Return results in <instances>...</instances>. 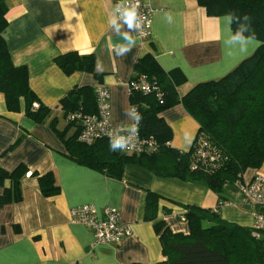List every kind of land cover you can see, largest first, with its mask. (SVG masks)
Listing matches in <instances>:
<instances>
[{
	"label": "crops",
	"instance_id": "crops-1",
	"mask_svg": "<svg viewBox=\"0 0 264 264\" xmlns=\"http://www.w3.org/2000/svg\"><path fill=\"white\" fill-rule=\"evenodd\" d=\"M142 1L152 9L150 35L141 39L133 32L135 47L119 56L113 46L121 38L108 24L113 0H6L2 36L10 59L26 67L30 88L51 110L44 122H37L24 113L22 99L18 111H9L0 92V167L11 171L21 164L27 169L20 181L21 200L0 206V264H167L154 223L188 233L184 205L218 206V195L205 185L156 175L142 164H125L121 178L80 165L66 156L57 134L67 124L58 102L75 86H106L111 124L129 127L132 121L124 115L130 107L128 80L146 54L164 71L176 70L184 77L177 87L183 95L199 82L222 77L260 44L245 37L251 43L226 44L232 34L226 15L208 16L196 0ZM69 51L92 53L100 80L84 71L64 73L54 58ZM158 115L171 129L170 147L189 150L199 125L182 104ZM53 118L56 130L49 124ZM74 130L71 126L67 136ZM46 172L53 173L59 187L50 196L38 187V176ZM256 172L264 175V161L257 169L248 168L243 179ZM8 185L5 181L0 186V195ZM147 191L160 196L152 221L144 218ZM224 199L219 217L251 227L253 216L240 206L239 194L228 191ZM83 204L98 211L115 208L120 222L131 228L130 235L117 245L93 243L92 232L69 217L72 207Z\"/></svg>",
	"mask_w": 264,
	"mask_h": 264
},
{
	"label": "trees",
	"instance_id": "trees-1",
	"mask_svg": "<svg viewBox=\"0 0 264 264\" xmlns=\"http://www.w3.org/2000/svg\"><path fill=\"white\" fill-rule=\"evenodd\" d=\"M196 1L208 16L231 14L232 34L243 26V36L256 39L260 44L222 77L199 82L183 95L177 91L184 80L178 71H164L150 54L136 62L129 80L144 75L150 82H155L163 94V102L159 104L154 92L129 90L128 93L130 106H135L143 116L139 135L155 140L157 150L154 153L113 152L109 150L107 138H98L90 144L78 141L79 128L68 121L67 116L74 112L90 114L96 111L91 86H75L59 100L57 107L67 120L64 129L56 130L55 118L49 124L63 140L68 158L106 176L121 178L125 164L138 163L156 175L203 184L218 195L219 204L214 210L184 205L183 218L188 223V233L173 232L162 221L154 223L165 263L264 264V239L256 237L252 227L228 222L217 214L219 206L227 202L224 201L225 193L237 192L236 182L244 180V172L248 168H259L264 161V0ZM5 2L0 0V92L9 111H18L22 99L24 113L37 122H44L51 109L43 105L30 88L26 67L12 63L2 36L7 25ZM54 62L66 74L84 71L100 80V74L94 71L92 53L69 51L56 56ZM178 103L199 125L193 144L187 151L170 147L171 129L158 115ZM71 126H75V130L67 136ZM199 150L216 158L211 161L208 156L202 157ZM26 172V167L21 164L11 171L0 167V186L5 181L9 182L3 187L0 206L21 200L20 181ZM37 179L42 195L58 192L52 172H46ZM159 198L158 194L147 191L146 220H155Z\"/></svg>",
	"mask_w": 264,
	"mask_h": 264
},
{
	"label": "built area",
	"instance_id": "built-area-1",
	"mask_svg": "<svg viewBox=\"0 0 264 264\" xmlns=\"http://www.w3.org/2000/svg\"><path fill=\"white\" fill-rule=\"evenodd\" d=\"M117 2L118 0H113L114 7ZM133 2L139 5L138 11L141 18V27L134 33L141 39H147L150 35L152 9L142 0H133ZM93 90L96 111L90 114L74 112L67 116V120L74 122L79 128L78 141L86 144H90L98 138L109 140L110 135L117 130V126L112 125L110 122V95L107 87L98 84L95 85ZM128 90L142 93L154 92L158 98V103L163 102L162 91L155 82H150L144 75L130 79ZM33 105L36 106V104ZM119 127L125 130L128 128ZM156 150L157 144L153 138L145 139L138 134V138L134 139L131 147L120 152L151 154ZM198 154L202 157L208 156L211 161L216 158V156H211L203 150H199ZM236 186L237 193L240 196V206L248 208L253 216L251 227L254 235L264 239V175L256 172L250 179L236 182ZM69 217L71 221L83 224L92 232L93 243L95 244L117 245L131 233V228L120 222L118 212L113 207L107 206L98 211L91 204L78 205L70 209Z\"/></svg>",
	"mask_w": 264,
	"mask_h": 264
},
{
	"label": "clouds",
	"instance_id": "clouds-1",
	"mask_svg": "<svg viewBox=\"0 0 264 264\" xmlns=\"http://www.w3.org/2000/svg\"><path fill=\"white\" fill-rule=\"evenodd\" d=\"M139 5L134 3L133 0H118L113 13L108 20V24L112 32L121 38L114 44L115 53L119 56L127 55L136 45L132 33L139 30L141 27V18L138 11ZM166 18L171 22L170 14H166ZM224 20L231 23L232 16L228 14ZM243 26L238 27L234 34H230L225 40L228 45L239 43H251L250 40L245 41ZM126 28V30H125ZM247 29L244 28V31ZM124 115L129 118L133 123L125 130L117 126V130L109 137V150L110 151H125L128 150L133 144L134 139L138 138L139 124L143 119L142 114L137 111L135 106H130L125 109Z\"/></svg>",
	"mask_w": 264,
	"mask_h": 264
}]
</instances>
